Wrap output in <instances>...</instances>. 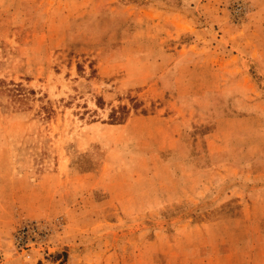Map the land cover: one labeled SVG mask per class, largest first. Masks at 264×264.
Here are the masks:
<instances>
[{
  "label": "rangeland",
  "instance_id": "obj_1",
  "mask_svg": "<svg viewBox=\"0 0 264 264\" xmlns=\"http://www.w3.org/2000/svg\"><path fill=\"white\" fill-rule=\"evenodd\" d=\"M0 264H264V0H0Z\"/></svg>",
  "mask_w": 264,
  "mask_h": 264
},
{
  "label": "built area",
  "instance_id": "obj_2",
  "mask_svg": "<svg viewBox=\"0 0 264 264\" xmlns=\"http://www.w3.org/2000/svg\"><path fill=\"white\" fill-rule=\"evenodd\" d=\"M38 233V228L37 225L29 226L26 228H23L21 233L18 235V242H25L24 244H32L31 238L34 236H37ZM21 244V245H24Z\"/></svg>",
  "mask_w": 264,
  "mask_h": 264
},
{
  "label": "crops",
  "instance_id": "obj_3",
  "mask_svg": "<svg viewBox=\"0 0 264 264\" xmlns=\"http://www.w3.org/2000/svg\"><path fill=\"white\" fill-rule=\"evenodd\" d=\"M166 135L168 136V134H166ZM160 138H162V139H167V137H166L165 135H163L162 133L160 134ZM131 200H132V199H128V202H132ZM111 203H112L111 199L108 198V199H106V200L99 201V202L95 203V205H96L97 208L100 209L101 206H104V205L110 207V204H111ZM114 205H115V204L112 203V207H113ZM100 211H101V210H100ZM72 214H73V210H72L71 208H69V210H68V216H70V215H72ZM111 239H113V237H111Z\"/></svg>",
  "mask_w": 264,
  "mask_h": 264
}]
</instances>
